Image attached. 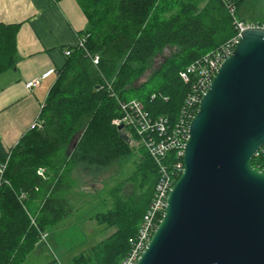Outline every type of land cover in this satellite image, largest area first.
<instances>
[{"label":"trees","instance_id":"1","mask_svg":"<svg viewBox=\"0 0 264 264\" xmlns=\"http://www.w3.org/2000/svg\"><path fill=\"white\" fill-rule=\"evenodd\" d=\"M77 1L89 22L79 37L100 56L99 66L74 49L46 98L41 125L12 149L0 138V162H8L0 178V264H24L48 227L77 212L65 192L72 189L76 167L84 165L87 175L97 176L139 150L143 155L135 162L133 176L108 190V197L100 200L106 210L89 219L116 231L71 263L121 264L131 251L130 239L138 233L159 175L144 148L120 138L113 121L121 112L104 82H113L120 99L138 100L154 118H169L174 125L190 92L181 73L238 33L229 5L241 22H264L256 9L259 0ZM19 28L0 25V74L16 64V49L9 56L2 48L10 34L15 41ZM166 50L169 55L159 69L139 83ZM166 161L171 167L182 159L172 152ZM252 163L264 172V146ZM127 183L133 184L132 192L125 196ZM48 264L62 263L56 259Z\"/></svg>","mask_w":264,"mask_h":264},{"label":"water","instance_id":"2","mask_svg":"<svg viewBox=\"0 0 264 264\" xmlns=\"http://www.w3.org/2000/svg\"><path fill=\"white\" fill-rule=\"evenodd\" d=\"M263 146L264 29L255 28L202 97L183 173L137 264H264V172L252 163Z\"/></svg>","mask_w":264,"mask_h":264},{"label":"crops","instance_id":"3","mask_svg":"<svg viewBox=\"0 0 264 264\" xmlns=\"http://www.w3.org/2000/svg\"><path fill=\"white\" fill-rule=\"evenodd\" d=\"M0 25H20L15 41L10 34L2 48L9 56L16 49V64L0 74V138L12 149L40 121L46 98L66 64L65 51L77 45L89 22L77 0H0ZM32 80L40 84L28 90L26 83ZM84 167L71 174L72 189L65 190L71 200L79 185L85 191L88 184ZM88 224L97 227L93 221Z\"/></svg>","mask_w":264,"mask_h":264},{"label":"built area","instance_id":"4","mask_svg":"<svg viewBox=\"0 0 264 264\" xmlns=\"http://www.w3.org/2000/svg\"><path fill=\"white\" fill-rule=\"evenodd\" d=\"M228 8L234 17V25L238 33L220 48L190 64L181 73L180 76L183 82L190 85V92L185 99L181 116L174 125L170 123L169 118H154L138 100L124 101L120 99L113 90V82H109L108 80L104 82V86L107 87L110 96L118 103L121 112V117L115 119L113 124L117 127L125 125L131 146L137 149L144 148L149 157L155 162L159 175L155 194L143 216L138 233L130 239L131 251L121 264L138 263L164 216L169 193L184 170L183 157L186 143L189 139L190 124L199 109L202 97L209 89L221 64L233 53L245 30L255 28L264 29V22H241L236 18V8L232 5H229ZM86 42V38L79 37L77 45L67 49L65 56L70 57L74 49H81L84 56L91 60L94 67H97L99 66L100 56L92 54ZM50 73L43 77L46 78ZM39 84V80H32L26 83V88L32 90ZM152 98H156V95ZM164 99L166 101L168 100V98ZM40 125L41 121H37L31 126V129L39 127ZM172 152H175L182 161H178L169 167L166 159ZM7 167L8 162H0V178L4 176ZM39 174L43 175V170H40ZM45 239L46 235L43 236V240Z\"/></svg>","mask_w":264,"mask_h":264},{"label":"rangeland","instance_id":"5","mask_svg":"<svg viewBox=\"0 0 264 264\" xmlns=\"http://www.w3.org/2000/svg\"><path fill=\"white\" fill-rule=\"evenodd\" d=\"M256 9L258 15L264 17V0H259ZM168 55L167 50L158 55L152 63L151 70L146 77L139 80V83L145 82L154 71L159 69ZM142 155L143 153L137 150L133 155L125 157L115 167L105 170L100 175H87L88 184L84 185L85 191L79 185L74 193V200H71V194H67L68 200L77 212L63 222L48 227L46 239L37 245L24 264H48L56 259L62 264H71L75 256L109 238L116 231L115 229L98 226L95 221L93 222L97 227L93 229L89 224L88 227L87 223L92 221L89 219L95 212L106 210L100 200L108 197L107 192L114 185L133 176L136 169L135 162ZM132 185L127 183L124 189L125 196L132 192Z\"/></svg>","mask_w":264,"mask_h":264}]
</instances>
